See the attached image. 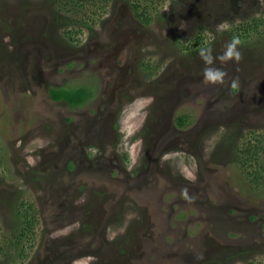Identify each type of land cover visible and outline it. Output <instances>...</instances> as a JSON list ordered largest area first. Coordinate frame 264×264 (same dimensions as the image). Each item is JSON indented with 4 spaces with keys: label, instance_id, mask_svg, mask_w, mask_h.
I'll return each mask as SVG.
<instances>
[{
    "label": "rangeland",
    "instance_id": "obj_1",
    "mask_svg": "<svg viewBox=\"0 0 264 264\" xmlns=\"http://www.w3.org/2000/svg\"><path fill=\"white\" fill-rule=\"evenodd\" d=\"M0 264H264V0H0Z\"/></svg>",
    "mask_w": 264,
    "mask_h": 264
},
{
    "label": "clouds",
    "instance_id": "obj_2",
    "mask_svg": "<svg viewBox=\"0 0 264 264\" xmlns=\"http://www.w3.org/2000/svg\"><path fill=\"white\" fill-rule=\"evenodd\" d=\"M218 31L228 30V26L221 24L217 28ZM241 44L240 38L233 36L231 41L225 46V50L218 57L213 56V50L209 47H202L198 51V55L204 61L206 67L203 72L204 81L212 86L228 84L229 87L235 88L238 86V78L228 77V73L224 70L214 67L213 65L218 60L221 63H239L242 60V53L239 50Z\"/></svg>",
    "mask_w": 264,
    "mask_h": 264
},
{
    "label": "trees",
    "instance_id": "obj_3",
    "mask_svg": "<svg viewBox=\"0 0 264 264\" xmlns=\"http://www.w3.org/2000/svg\"><path fill=\"white\" fill-rule=\"evenodd\" d=\"M134 8L136 10L137 6L135 5ZM85 17L87 18L86 13H85ZM48 94L52 100H61L70 106H75L81 104L84 101V99L88 97L89 89L84 86H75V87L63 86L57 88L51 87L48 89ZM183 123L184 120L180 116L175 117L174 124L176 126H182ZM19 206H17V208L20 211L21 209ZM21 214L23 215V225H24L23 233H24L25 230H27L31 226L33 219L28 221L26 214H24L23 212Z\"/></svg>",
    "mask_w": 264,
    "mask_h": 264
}]
</instances>
